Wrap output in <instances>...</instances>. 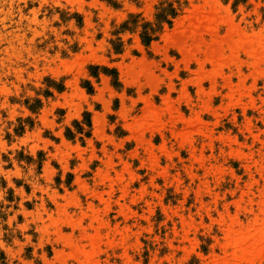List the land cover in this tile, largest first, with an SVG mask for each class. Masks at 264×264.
Returning a JSON list of instances; mask_svg holds the SVG:
<instances>
[{"label": "rangeland", "instance_id": "1", "mask_svg": "<svg viewBox=\"0 0 264 264\" xmlns=\"http://www.w3.org/2000/svg\"><path fill=\"white\" fill-rule=\"evenodd\" d=\"M0 264H264V0H0Z\"/></svg>", "mask_w": 264, "mask_h": 264}, {"label": "bare ground", "instance_id": "2", "mask_svg": "<svg viewBox=\"0 0 264 264\" xmlns=\"http://www.w3.org/2000/svg\"><path fill=\"white\" fill-rule=\"evenodd\" d=\"M96 127H97V125H96ZM98 129H99V127H98Z\"/></svg>", "mask_w": 264, "mask_h": 264}]
</instances>
